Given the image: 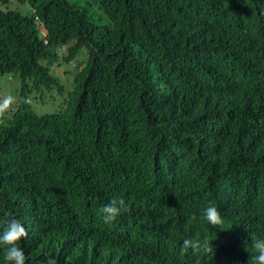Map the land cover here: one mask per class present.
Returning <instances> with one entry per match:
<instances>
[{
	"label": "trees",
	"instance_id": "16d2710c",
	"mask_svg": "<svg viewBox=\"0 0 264 264\" xmlns=\"http://www.w3.org/2000/svg\"><path fill=\"white\" fill-rule=\"evenodd\" d=\"M1 78L16 103L0 117V231L9 214L25 226L26 264H249L264 239V0H0ZM112 199L127 209L105 224ZM204 237L212 257L180 255Z\"/></svg>",
	"mask_w": 264,
	"mask_h": 264
},
{
	"label": "clouds",
	"instance_id": "9594fccd",
	"mask_svg": "<svg viewBox=\"0 0 264 264\" xmlns=\"http://www.w3.org/2000/svg\"><path fill=\"white\" fill-rule=\"evenodd\" d=\"M41 36L45 35L44 30L40 28ZM75 64L73 62L67 64L63 70L73 69ZM62 68V67H61ZM81 67H77L80 71ZM62 74V71H60ZM27 102V101H26ZM16 103V97L7 94L0 97V117H3L8 110ZM127 206L123 199H112L107 204L100 208L105 224H111L120 216ZM204 219L207 220L209 225L218 227L224 223L221 212L214 205H209L204 209ZM195 219V217H192ZM28 231L21 221L9 214V218L3 225L0 231V246L4 248V260L9 264H26V255L23 247L20 245L22 239L27 238ZM252 248L255 250V255L250 256L249 264H264V239H255L252 241ZM197 255L202 253L204 256L214 255V247L212 240L208 237L203 239L198 238H185L180 245V255L184 256L189 253ZM46 264H57L55 258H48ZM196 264H200V259L196 260Z\"/></svg>",
	"mask_w": 264,
	"mask_h": 264
},
{
	"label": "rangeland",
	"instance_id": "374dc122",
	"mask_svg": "<svg viewBox=\"0 0 264 264\" xmlns=\"http://www.w3.org/2000/svg\"><path fill=\"white\" fill-rule=\"evenodd\" d=\"M13 6L16 5V0H12ZM58 75L61 76V72L58 73ZM70 79V77H68ZM0 82L4 83L5 78H1ZM9 84H13V83H9ZM46 99L45 102L42 103H33V111L37 114V115H41V114H50L54 111H57L59 109V105L58 103L60 102V99L57 98L56 100H49Z\"/></svg>",
	"mask_w": 264,
	"mask_h": 264
}]
</instances>
